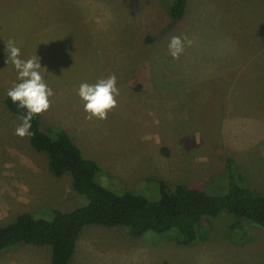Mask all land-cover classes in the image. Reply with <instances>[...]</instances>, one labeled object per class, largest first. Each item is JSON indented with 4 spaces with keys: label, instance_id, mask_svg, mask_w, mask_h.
<instances>
[{
    "label": "rangeland",
    "instance_id": "rangeland-1",
    "mask_svg": "<svg viewBox=\"0 0 264 264\" xmlns=\"http://www.w3.org/2000/svg\"><path fill=\"white\" fill-rule=\"evenodd\" d=\"M173 0H0V227L30 212L49 219L87 202L68 173L53 175L20 114L5 103L19 83L6 44L39 60L53 90L40 114L63 130L116 192L158 197V182L211 194L228 188V156L242 183L264 194V0H188L170 21ZM172 36L191 40L178 59ZM115 74L119 95L107 119L84 111L78 90ZM198 141V142H197ZM202 240L172 231L128 236L123 226L86 225L73 264H264V228L227 212L204 221ZM47 246L4 249L0 264H51Z\"/></svg>",
    "mask_w": 264,
    "mask_h": 264
},
{
    "label": "trees",
    "instance_id": "trees-1",
    "mask_svg": "<svg viewBox=\"0 0 264 264\" xmlns=\"http://www.w3.org/2000/svg\"><path fill=\"white\" fill-rule=\"evenodd\" d=\"M188 0H173L170 21L182 19ZM5 103L13 113L26 114L10 97ZM31 146L44 153L48 168L55 176L68 173L72 190L86 197L84 205L69 211L55 209L49 219L34 217L30 212L17 215L0 227V253L22 244L47 246L51 264H73L72 257L79 232L86 225L123 226L129 237L136 239L147 231H172L182 244L202 240L207 226L204 221L227 212L232 216L264 228V194L252 192L236 172L233 158H226L228 188L211 194L177 184L169 188L158 182V197L149 199L132 192L116 193L97 179L98 164L85 157L67 132L44 129L40 115L31 121Z\"/></svg>",
    "mask_w": 264,
    "mask_h": 264
},
{
    "label": "clouds",
    "instance_id": "clouds-1",
    "mask_svg": "<svg viewBox=\"0 0 264 264\" xmlns=\"http://www.w3.org/2000/svg\"><path fill=\"white\" fill-rule=\"evenodd\" d=\"M192 41L180 36H172L168 43L169 54L173 59H178L183 53L185 44L191 45ZM7 60L11 61L18 73L19 83L8 89L7 96L18 109H26L22 114V123L15 129L14 134L24 138L31 136V121L35 116L47 111L50 107L49 97L53 90L46 84L39 69L41 64L35 58L27 60L20 58V48L15 41L10 40L6 44ZM79 97L85 102L84 111L88 114L85 118L91 120L93 117L105 120L108 113L117 106L116 96L119 89L116 85L115 74L98 80L95 84L82 83L78 90ZM198 142V141H197Z\"/></svg>",
    "mask_w": 264,
    "mask_h": 264
}]
</instances>
